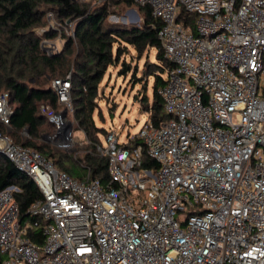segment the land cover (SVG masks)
<instances>
[{
	"label": "built area",
	"instance_id": "built-area-1",
	"mask_svg": "<svg viewBox=\"0 0 264 264\" xmlns=\"http://www.w3.org/2000/svg\"><path fill=\"white\" fill-rule=\"evenodd\" d=\"M134 2L162 20L158 37L172 67L159 94L171 118L157 125L149 116L125 141L108 131L97 146L109 159L104 184L76 179L15 142L2 129L13 114L2 93L0 152L40 189L30 215L44 235L41 244L28 236L18 187L1 190L2 264H264V0ZM47 20L61 27L53 12ZM52 86L73 111L71 74ZM59 113H49L51 138L82 143ZM144 147L155 169L142 167Z\"/></svg>",
	"mask_w": 264,
	"mask_h": 264
},
{
	"label": "trees",
	"instance_id": "trees-1",
	"mask_svg": "<svg viewBox=\"0 0 264 264\" xmlns=\"http://www.w3.org/2000/svg\"><path fill=\"white\" fill-rule=\"evenodd\" d=\"M120 4L138 6L144 13V22L138 25L111 21L112 9ZM49 12L55 14L61 25L59 29L50 26L47 20ZM181 19L193 23V17L185 12ZM72 22L74 35L67 32ZM161 27L162 20L153 15L151 6L138 5L134 0H0V95L4 91L9 93L13 109L10 127L2 126L3 131L18 144L51 159L59 170L70 176L80 180L89 176L107 184L110 180L109 159L98 152L97 146L102 143L101 135H106L108 130L97 125L94 113L99 107L100 85L110 66L121 63L120 74L132 70L127 61L121 60L130 46L136 50L138 58L152 49L157 50L156 61L149 62L145 72L146 80L154 76L153 98L150 100L147 94L143 95L142 110L148 112L157 125L171 118L159 94L164 75L172 67L164 57L158 37ZM39 28L43 29L42 33L37 31ZM58 35L65 39L63 49L49 53L43 42ZM70 74L73 111L68 112V117L72 115L74 130L82 131L88 140V149L82 158L58 153L37 142L42 137L44 126H52L54 132L50 111L61 112L64 109L52 86L53 80L67 78ZM134 75L137 77V71ZM145 85L147 88V82ZM25 129L29 130L27 139L23 134ZM132 144L142 142L136 138ZM75 164L85 169L84 175L77 172ZM157 166V161L144 147L142 167L155 169ZM12 185L19 189L14 193L19 218L31 223L28 236L41 244L44 235L41 227L34 225L38 218L30 215V208L43 195L32 178L0 152V191ZM3 260L0 249V264Z\"/></svg>",
	"mask_w": 264,
	"mask_h": 264
},
{
	"label": "rangeland",
	"instance_id": "rangeland-1",
	"mask_svg": "<svg viewBox=\"0 0 264 264\" xmlns=\"http://www.w3.org/2000/svg\"><path fill=\"white\" fill-rule=\"evenodd\" d=\"M112 10L113 12L109 19L113 22L138 25L144 22V13L138 6L129 7L120 4ZM71 24V26H74V22ZM71 26L68 28L69 31ZM37 31L42 33L43 29L39 28ZM64 44L65 39L58 35L56 38L48 41L45 49L50 53H56L63 49ZM156 53L157 50L152 49L148 53L146 52L141 58H138L136 50L130 46L128 53L124 54L121 60L127 61L131 65L132 70L128 71L127 74H120L119 71L122 68L121 63L112 65L100 85V95L97 100L99 107L94 113L96 123L99 127H103L108 131L115 130L121 141H125L128 136H136L149 118V113L142 110L141 99L144 94H147L150 100L153 98L154 76L152 75L146 80L145 72L148 68L147 64L156 61ZM136 68L138 70H135ZM135 71H137V77L134 75ZM146 82L147 88L145 85ZM68 119L73 123V135L82 143L72 142L67 147H62L58 141L51 138L53 134L52 126H44L42 137L37 142L38 144L48 146L49 149H53L58 153L82 158L88 149V140L82 131L74 130L75 122L71 114ZM105 136V134L101 135V144L103 146L106 145ZM25 137H29V130L26 131ZM70 160L67 163L68 165L71 162ZM73 166L79 174H85V169L81 168L80 164ZM188 214L189 209H186L184 212H177L176 217L181 221Z\"/></svg>",
	"mask_w": 264,
	"mask_h": 264
},
{
	"label": "water",
	"instance_id": "water-1",
	"mask_svg": "<svg viewBox=\"0 0 264 264\" xmlns=\"http://www.w3.org/2000/svg\"><path fill=\"white\" fill-rule=\"evenodd\" d=\"M158 31H159V29H158ZM59 115H60L61 119L64 121V131L66 132V134H68L70 136V134L73 132V123L68 119V110L63 109L59 113Z\"/></svg>",
	"mask_w": 264,
	"mask_h": 264
},
{
	"label": "crops",
	"instance_id": "crops-1",
	"mask_svg": "<svg viewBox=\"0 0 264 264\" xmlns=\"http://www.w3.org/2000/svg\"><path fill=\"white\" fill-rule=\"evenodd\" d=\"M27 130H28V129H25L24 131H27ZM24 131H23V132H24ZM23 134H24V133H23ZM24 138L26 139L27 137L24 136Z\"/></svg>",
	"mask_w": 264,
	"mask_h": 264
}]
</instances>
